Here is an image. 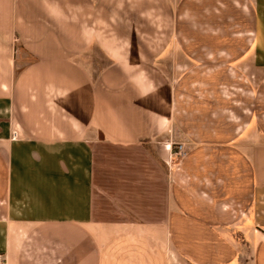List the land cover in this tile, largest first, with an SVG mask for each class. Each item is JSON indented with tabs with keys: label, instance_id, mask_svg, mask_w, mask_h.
Segmentation results:
<instances>
[{
	"label": "crops",
	"instance_id": "obj_1",
	"mask_svg": "<svg viewBox=\"0 0 264 264\" xmlns=\"http://www.w3.org/2000/svg\"><path fill=\"white\" fill-rule=\"evenodd\" d=\"M0 257L264 264V0H0Z\"/></svg>",
	"mask_w": 264,
	"mask_h": 264
},
{
	"label": "built area",
	"instance_id": "obj_2",
	"mask_svg": "<svg viewBox=\"0 0 264 264\" xmlns=\"http://www.w3.org/2000/svg\"><path fill=\"white\" fill-rule=\"evenodd\" d=\"M16 136L17 133H14V137ZM165 148L169 151V160L167 161L169 167L181 159L189 149L187 142H176L175 146H172V144H166ZM5 262V259L0 257V264H6Z\"/></svg>",
	"mask_w": 264,
	"mask_h": 264
},
{
	"label": "rangeland",
	"instance_id": "obj_3",
	"mask_svg": "<svg viewBox=\"0 0 264 264\" xmlns=\"http://www.w3.org/2000/svg\"><path fill=\"white\" fill-rule=\"evenodd\" d=\"M92 53V55L94 56V57H96V53L95 52H91ZM98 60L99 61H101V57H98ZM103 62H106V60H103ZM99 65V64H98ZM172 146H175V143L172 145Z\"/></svg>",
	"mask_w": 264,
	"mask_h": 264
}]
</instances>
